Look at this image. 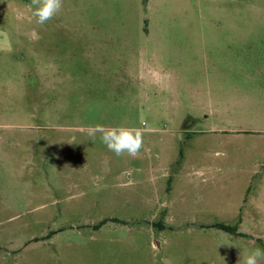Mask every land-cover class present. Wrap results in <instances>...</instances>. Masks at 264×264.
<instances>
[{
	"label": "rangeland",
	"instance_id": "rangeland-1",
	"mask_svg": "<svg viewBox=\"0 0 264 264\" xmlns=\"http://www.w3.org/2000/svg\"><path fill=\"white\" fill-rule=\"evenodd\" d=\"M35 6L0 0V264L264 248V0H62L43 25Z\"/></svg>",
	"mask_w": 264,
	"mask_h": 264
},
{
	"label": "clouds",
	"instance_id": "clouds-1",
	"mask_svg": "<svg viewBox=\"0 0 264 264\" xmlns=\"http://www.w3.org/2000/svg\"><path fill=\"white\" fill-rule=\"evenodd\" d=\"M61 3L62 0H34L36 6L31 15L37 24L43 25L57 14ZM96 132L100 133V141L116 156L127 153L135 157L143 144L142 132L132 127H105L98 124L90 135L94 136ZM262 260H264V248L257 247L243 258V264H260Z\"/></svg>",
	"mask_w": 264,
	"mask_h": 264
},
{
	"label": "trees",
	"instance_id": "trees-1",
	"mask_svg": "<svg viewBox=\"0 0 264 264\" xmlns=\"http://www.w3.org/2000/svg\"><path fill=\"white\" fill-rule=\"evenodd\" d=\"M222 228H224L228 232H233L234 231V228H231L230 226H227V225H223Z\"/></svg>",
	"mask_w": 264,
	"mask_h": 264
}]
</instances>
